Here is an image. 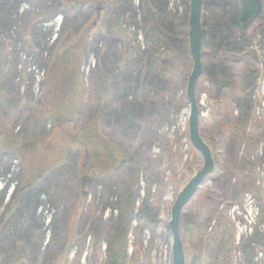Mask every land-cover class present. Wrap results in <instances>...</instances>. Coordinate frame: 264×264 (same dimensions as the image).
<instances>
[{"label": "rangeland", "instance_id": "rangeland-1", "mask_svg": "<svg viewBox=\"0 0 264 264\" xmlns=\"http://www.w3.org/2000/svg\"><path fill=\"white\" fill-rule=\"evenodd\" d=\"M60 1L63 6L56 9L58 0H0V137L45 135L42 166H51L35 190L19 192L24 186L22 163L0 149V182L4 185L0 190V264H107L108 250L117 235L123 234L122 228L126 229L125 264H171V206L203 163L188 133L185 90L192 69L190 55L184 73H167V84L160 80L140 85L143 68L137 47L146 18L143 0H132L136 10L126 14L136 17L139 28H127L126 21L120 19V30L113 23L106 26L107 13L117 8V0H103V9L97 11L87 5L68 7L66 0ZM154 1L150 0L152 5ZM233 2L207 0V6L221 3L229 12ZM188 5L189 0H166L165 12H160L188 32ZM260 25H264V10L248 34L256 33ZM68 32L76 36L66 44L54 43L60 38L63 42ZM210 44H203L195 96L199 133L211 150L214 170L182 209L185 262L192 263L194 243L201 237L209 253L203 254V264H264V66L254 62L252 52L248 56L226 54L221 61L226 69L216 70L217 63L212 60L222 52ZM67 45L83 53L76 64L79 91L84 97L91 93L90 104L99 102L92 75L101 71L104 59L99 53L103 55L108 48L120 60L112 71L107 104L112 107L117 103L127 82L133 89L128 99L136 98L135 123L117 122L108 113L100 123L101 139L137 154L145 173L133 188L136 209L125 226L119 223L121 202L134 181L135 168L125 162L121 168L99 173L83 190L85 194L81 193L75 162L83 157L82 153L76 157L78 151L70 146V137L86 123L87 108L81 107L75 121L64 130L54 127L43 110L52 85L53 61ZM260 55L264 65V50ZM250 68L256 73L251 74ZM255 76L261 82L246 93L254 100L251 118L244 135L233 139L232 124L247 106L239 87L244 79L246 86L253 85ZM228 77L235 83L229 84ZM61 149L66 151L65 160L54 163ZM146 200L147 208L138 212ZM223 243L226 249L221 252L217 246ZM200 250L203 253L204 249Z\"/></svg>", "mask_w": 264, "mask_h": 264}, {"label": "trees", "instance_id": "trees-1", "mask_svg": "<svg viewBox=\"0 0 264 264\" xmlns=\"http://www.w3.org/2000/svg\"><path fill=\"white\" fill-rule=\"evenodd\" d=\"M116 2H118L117 8L107 13L109 18L106 26L110 27L111 23H113L120 30L121 27L118 24V20L120 21L121 19V21H126L127 28L132 26L138 29L136 17L134 15L132 17L126 16L127 12L131 10L135 12L136 10L132 0H117ZM165 2L166 0H156L154 1V5H152L150 0H143L141 2L146 18H144V25H142V42L138 43L137 47L138 56L143 68L142 74L139 75L140 85L151 84L154 81L158 82L160 80L167 84L169 77L167 73L175 70L184 73L183 70L187 67L186 61L189 58L187 28L184 27L182 29L180 27L182 24L174 23L167 16L161 14L160 11L165 12L163 11ZM102 3L103 0H66L68 7L87 5L95 11L103 9ZM60 5L63 6V2L58 0L56 9ZM222 7H224V4L221 3L207 6V0H203L201 19L202 43L204 45L210 43L212 46L217 45L222 52L216 61L212 60V63H217L215 66L216 70L226 69L221 63V61L226 59V54L248 56L252 52L255 53L254 62L257 65L261 62V66H264L259 57L260 53L262 54L264 50V25H260L256 33L248 34L253 21L264 10V4L261 0H234L229 12H225ZM124 17L127 18L125 19ZM184 19L186 21L187 16ZM220 22L224 23V26H221ZM135 35L137 36L136 33ZM75 36L68 32L63 42V39L61 40L60 38L55 40L54 43L60 42L66 44V41ZM77 49L74 45H67L61 53L56 54L51 67L50 80L52 81V85L48 91V96L44 99L45 105L43 110L52 120L54 127L64 130L67 124L75 121L81 107L87 108L86 113L89 117L86 116V123L83 124L78 132L72 133L70 137V146L78 151L76 157L80 153H82L83 157L81 162L78 163V159L75 162L77 165L75 169L76 181L81 193H83L85 188H89L92 185L93 177L99 173H109L113 169L121 168L125 162L131 163L135 168L134 181L124 193L122 202L120 198L122 216L120 215L119 223L125 226L131 220L132 214L136 209L133 188L138 183L140 174L145 173L137 158V154L128 153L122 150L121 147L114 145L113 142L106 141L103 137L101 139L100 123L104 120L106 113L117 122L135 123L134 113L138 105L135 97L132 100L128 99L133 90L129 82L123 85L121 96L117 103L113 104L112 107L107 104V95L112 87V71L114 67L118 68V61L120 60V58L115 57L111 48H108L103 55L99 53V57L104 59L103 67L101 71H97L98 73L95 72L92 75V80L93 85L97 87L100 97L99 102L90 104L92 102L91 93H89L88 97H84L79 91L80 74L78 72L79 66L76 64H79L83 53H79ZM247 63L243 64L244 71L248 68ZM68 65L72 66V70ZM249 71L251 74L256 73L253 68H250ZM160 73L165 78L159 76L158 74ZM228 79L229 84H234L236 81L232 77H228ZM246 81L244 79V84L239 87V91L241 92L240 95L245 96L244 99H246L245 103L247 106L235 118L232 124L233 129L231 134L233 139L244 135V128L251 118V110L254 107V100L250 95H246V93L248 91L250 94L251 88L259 84L261 78L255 76L254 83L251 86H246ZM59 90L60 93L57 94ZM46 139L43 134H36L27 139L9 134H3L0 137V149L9 156L18 157L22 163L24 186L18 190L19 192L26 188H29L31 191L35 190L40 180L51 167L50 165L42 166V161L45 157L44 152L47 150ZM65 157L66 151L65 149H61L60 157L54 163L63 162ZM217 172H220L219 169ZM17 193L16 191L13 198L17 196ZM229 194L225 196V199L229 198ZM147 206V200L143 201L142 206L137 208L138 212L142 213ZM122 232L123 234L117 235V241L114 246H111L108 250L107 264H125L126 229L122 228ZM205 247L207 246H205L203 239L199 237L198 241L194 243L196 252L191 264H203L205 260L203 254H209ZM202 248L204 249L203 253L200 250ZM217 248L220 251H224L226 244L223 243L221 246H217Z\"/></svg>", "mask_w": 264, "mask_h": 264}, {"label": "water", "instance_id": "water-1", "mask_svg": "<svg viewBox=\"0 0 264 264\" xmlns=\"http://www.w3.org/2000/svg\"><path fill=\"white\" fill-rule=\"evenodd\" d=\"M202 5L203 0H189L188 5V49L192 69L187 78L185 95L189 104L188 133L193 147L199 151L203 163L177 194L170 210L168 228L171 234V264H186L184 247L180 235L182 209L200 186L202 180L214 170V160L209 146L199 133V109L195 86L202 69Z\"/></svg>", "mask_w": 264, "mask_h": 264}, {"label": "built area", "instance_id": "built-area-1", "mask_svg": "<svg viewBox=\"0 0 264 264\" xmlns=\"http://www.w3.org/2000/svg\"><path fill=\"white\" fill-rule=\"evenodd\" d=\"M93 58V57H92ZM89 65L86 67V72L88 73ZM4 187V185L0 182V190Z\"/></svg>", "mask_w": 264, "mask_h": 264}]
</instances>
